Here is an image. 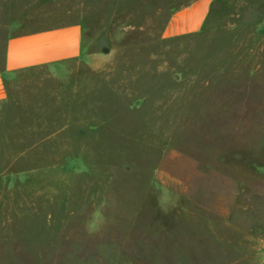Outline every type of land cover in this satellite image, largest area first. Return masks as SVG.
I'll list each match as a JSON object with an SVG mask.
<instances>
[{"label":"rangeland","instance_id":"374dc122","mask_svg":"<svg viewBox=\"0 0 264 264\" xmlns=\"http://www.w3.org/2000/svg\"><path fill=\"white\" fill-rule=\"evenodd\" d=\"M0 0V39L79 22L82 55L0 103V264L264 261V0Z\"/></svg>","mask_w":264,"mask_h":264},{"label":"crops","instance_id":"0c3cea01","mask_svg":"<svg viewBox=\"0 0 264 264\" xmlns=\"http://www.w3.org/2000/svg\"><path fill=\"white\" fill-rule=\"evenodd\" d=\"M211 0H194L182 7L167 26L168 35L197 33L204 27ZM0 39V103L9 97V86L20 72L46 69L61 73L67 62L82 55V26L79 22L46 26ZM260 264H264L262 261Z\"/></svg>","mask_w":264,"mask_h":264}]
</instances>
